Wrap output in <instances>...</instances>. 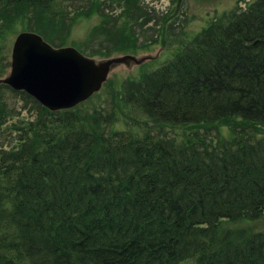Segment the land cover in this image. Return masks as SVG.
Listing matches in <instances>:
<instances>
[{"label":"trees","instance_id":"trees-1","mask_svg":"<svg viewBox=\"0 0 264 264\" xmlns=\"http://www.w3.org/2000/svg\"><path fill=\"white\" fill-rule=\"evenodd\" d=\"M30 15L54 48L92 21L87 57L170 36L143 0H0V36ZM263 214L264 0L69 110L0 84V264H264V231L231 227Z\"/></svg>","mask_w":264,"mask_h":264},{"label":"rangeland","instance_id":"rangeland-1","mask_svg":"<svg viewBox=\"0 0 264 264\" xmlns=\"http://www.w3.org/2000/svg\"><path fill=\"white\" fill-rule=\"evenodd\" d=\"M143 1L148 6L154 7L156 11L161 13L163 16H166L165 19H167L169 25L171 24V27L168 31V34H170V36H165V42L162 45L159 38V33L161 32L162 28L151 24L143 30L147 31L150 34L156 31L155 34H157V37L154 38L155 42L153 44H149L146 41V38L138 39L136 40L134 45L136 48L143 46V48L140 50L134 49V51L131 52L116 51L108 57H102L101 55H92L88 57L93 59L95 62L105 61L126 55L133 56L136 59H143V62L137 65L131 64L130 66H126L124 64H119L112 66L108 74L107 81L113 80V82L115 81L117 84H119L123 80L136 79L139 75L150 72L153 68L157 67L160 63L165 61L169 55H172L174 51L182 48V46L188 45L189 41L203 28H205V26L211 21H227L228 18L232 17V11L234 9L237 8L239 9V12H241L245 10L249 4L255 2L256 0H179L178 3L176 2L177 0ZM176 6H178V8H176ZM169 16H172V20ZM91 23L92 21L89 20L78 21L75 26L71 28V31L67 36L66 30L61 28V32L62 34H64L60 37L61 39L64 37V45L62 47L74 48V46H72L73 43H87L86 52L84 51L86 57L92 50L99 51L102 44L99 42V39L88 37V27ZM30 25H34V17L32 15H30L29 17H18L13 20V23L1 27L2 29H6L0 36V55L5 56L2 59L3 61L0 63L1 66H6L0 69V80L4 79L9 74L11 63V49L15 38L20 33L31 32L29 30ZM149 28L151 29L148 30ZM163 31L165 30L163 29ZM32 33L36 34V32ZM76 49L79 50L78 48ZM80 51L81 50H79V52ZM84 53L82 54L85 56ZM152 61L155 62L152 64ZM105 83L102 84L100 90ZM80 104L81 103H79L78 105ZM19 105H21V103H19ZM20 116L23 119L30 118L26 110L21 111ZM221 132L223 135L227 136V129L222 128ZM231 227L233 229H244L250 233L264 231V214L260 219L256 221L239 222L236 224H232Z\"/></svg>","mask_w":264,"mask_h":264},{"label":"water","instance_id":"water-1","mask_svg":"<svg viewBox=\"0 0 264 264\" xmlns=\"http://www.w3.org/2000/svg\"><path fill=\"white\" fill-rule=\"evenodd\" d=\"M122 56L95 62L72 47L53 48L39 35H17L11 49L8 76L0 84L21 91L49 111L69 110L97 93L112 66L140 64Z\"/></svg>","mask_w":264,"mask_h":264}]
</instances>
